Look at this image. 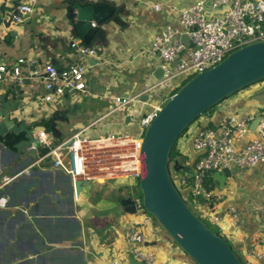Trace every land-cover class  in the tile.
Here are the masks:
<instances>
[{
  "label": "crops",
  "instance_id": "1",
  "mask_svg": "<svg viewBox=\"0 0 264 264\" xmlns=\"http://www.w3.org/2000/svg\"><path fill=\"white\" fill-rule=\"evenodd\" d=\"M75 1L84 4L106 2L118 9L116 18L103 25L90 45L98 49L97 58L80 57L71 49L74 42H78V45L84 43L62 5ZM20 2L22 5L29 3L33 13L24 16L18 23L17 34L12 36L9 43H0V62L12 64L18 58L38 55L43 62H51L60 68L71 63H83L91 68L85 94L65 97L51 105L33 101L39 92L37 86L23 91H5L7 99L22 101L23 107L11 113V118L16 123L24 121L31 128H46L45 134L53 136V145L62 144L77 133L97 141L111 134L129 135L137 125L141 129L140 117L132 114V111L140 109V102L135 100L121 110L115 99L135 97L143 88L156 83L153 73L158 67L156 58L150 53L152 38L174 22L167 7H186L188 0ZM157 5L161 7L160 11L154 10ZM148 106L141 109L143 115H146ZM249 110L258 116L264 112V84H254L231 96L202 117L195 127L192 125L177 144L181 157L175 167L182 162L185 151L190 157L189 164H181L180 170H193L197 155L192 148L191 135L196 128L216 127L222 119L243 115ZM128 116L131 117L130 123H126ZM254 130L249 132L247 139L257 137ZM244 141L240 144H244ZM109 162V159L107 162L102 160L99 169H92L87 179L92 181H83L85 186H82L79 194L70 187L71 178L55 168L52 161L39 162L38 167L43 172H52L54 192L64 201L69 214H62L49 191L42 192L35 198L31 209L26 211V220L16 226L15 231L20 239L17 241L9 234L8 221L17 210L15 207L20 196H27L32 189L39 188L42 179L32 174L29 156L16 154L4 146L0 150V243H5L6 247L2 252L1 264H110L114 258H120L122 264H131L125 227L128 222L142 223L147 214L141 210L137 177L125 172L124 166L128 163L123 160L116 165ZM229 171V177H224L222 173L220 177L213 175L209 180L214 191V212L220 217L219 224H214L215 231L228 241L241 262L264 264V260L252 254L253 246H258V250L264 253V164L249 170ZM123 180L127 182L125 187L128 189L123 200L139 203L135 212H124L118 208L120 203L115 205L108 202L106 204L112 210V216H107L100 215V212L90 213L87 207L78 205L77 200L91 197L89 191L93 183L108 182L113 185ZM118 186L116 191L119 196L123 192L122 185ZM231 209L237 213L236 222L231 218ZM108 219L111 222L109 227L101 225ZM97 220L100 222L93 227L91 222ZM141 227L146 245L156 253L158 264H196L153 219ZM107 235L113 238L109 245L104 242Z\"/></svg>",
  "mask_w": 264,
  "mask_h": 264
},
{
  "label": "built area",
  "instance_id": "2",
  "mask_svg": "<svg viewBox=\"0 0 264 264\" xmlns=\"http://www.w3.org/2000/svg\"><path fill=\"white\" fill-rule=\"evenodd\" d=\"M207 1H211L210 9L206 7ZM188 2L189 5L183 8L167 7L174 22L166 25L151 41L150 53L156 58L157 67L163 70L162 81L143 88L135 97L115 99L118 109L130 106L135 100L140 102V109L132 111V114L140 117L141 138L163 106L155 98L157 89L165 91L167 96L173 95L188 80L215 68L231 53L247 45L264 42V0ZM20 10L24 16L33 13L29 3L23 4ZM154 10L160 11L161 7L157 5ZM215 14L219 16L214 17ZM22 19L15 20L19 23ZM184 37L188 43L183 42ZM71 49L80 57H98V49L93 46L74 42ZM90 68L83 63H71L60 68L51 62H43L38 55L18 58L12 64L0 62V95L7 90L23 91L37 86L39 92L33 101L51 105L65 97L85 94ZM189 76L192 77L188 79ZM144 94L148 95L146 102L140 101ZM145 105L151 106L152 110L143 115L141 109ZM257 118L260 122L254 131L258 135L247 139L250 126ZM141 138L130 139L112 134L91 141L77 133L62 144L53 145L49 135L38 131L39 162L52 161L55 168L71 178L74 190L77 182L89 179L92 169H99L102 160L107 162L111 157L126 158L123 159L124 163H128L124 166L128 170L125 169V172L138 177L141 171ZM242 141L244 144H240ZM191 143L197 155L193 170L172 180L184 200L189 199L191 210L214 226L219 224L220 217L214 212V191L209 180L215 173L222 174L225 170H249L264 164V112L258 116L249 110L243 115L222 119L216 127L196 128L191 135ZM262 210L264 212V197ZM237 217L236 211L231 209L233 222L237 221ZM151 220L152 217L147 214L142 223L128 222L125 227L128 254L142 264H158L156 253L146 245L141 227ZM252 254L264 260V253L258 250V246H253ZM110 264L122 262L120 258H114Z\"/></svg>",
  "mask_w": 264,
  "mask_h": 264
},
{
  "label": "water",
  "instance_id": "3",
  "mask_svg": "<svg viewBox=\"0 0 264 264\" xmlns=\"http://www.w3.org/2000/svg\"><path fill=\"white\" fill-rule=\"evenodd\" d=\"M21 6L20 0H0V43H9L12 36L17 34L18 23L15 19L24 17L20 10ZM210 6L211 1H207L206 7L210 9ZM62 8L68 11V20L72 21L77 35L87 46L94 42L103 25L116 18L118 10L106 2L84 4L80 1L65 3ZM183 42L188 43L186 37L183 38ZM163 74L162 68L158 67L153 76L159 82L162 81ZM262 80L264 42H257L231 53L215 68L199 73L187 81L175 94L174 99L159 110L145 130L141 148V171L137 177L142 206L196 264H242V262L231 246L208 228L188 206L172 180L169 169L170 154L181 134L203 114ZM140 101H148V95L141 96ZM21 103L19 100L7 99L5 94L0 95V137H7L9 134L23 136L14 146L15 153L29 156L32 174L39 176L42 181L39 188L32 189L29 195L20 196L15 207L17 210L8 221L9 234L17 241L20 239L15 231L16 226L26 220V211L31 209L35 198L42 192L49 191L59 204L62 214L64 216L69 214L64 201L54 192L52 172H43L38 167L41 158L37 148L39 144L37 132L45 131L46 128H31L26 122L16 123L11 118V113L23 107ZM130 121L131 117L128 116L126 123ZM259 122L260 119L257 118L250 129H256ZM1 149H4L2 143ZM229 173V170H225L224 177H229ZM220 175L215 173L214 177L218 178ZM5 247L6 244L1 242L0 264ZM130 262L142 264L132 257Z\"/></svg>",
  "mask_w": 264,
  "mask_h": 264
},
{
  "label": "rangeland",
  "instance_id": "4",
  "mask_svg": "<svg viewBox=\"0 0 264 264\" xmlns=\"http://www.w3.org/2000/svg\"><path fill=\"white\" fill-rule=\"evenodd\" d=\"M177 8H179V7H177ZM219 16V14H215V16L214 17H218ZM192 76H189L188 77V79L189 78H191ZM194 78V77H193ZM192 79V78H191ZM190 79V80H191ZM189 81V80H188ZM156 82H158V81H156ZM154 84V83H153ZM255 84H264V80H262V81H259V82H257V83H255ZM254 85V84H253ZM250 87V86H249ZM249 87H247V88H249ZM246 88V89H247ZM180 90V89H179ZM243 90H245V89H243ZM242 90V91H243ZM242 91H240V92H242ZM156 92H157V95L155 96V98L159 101V102H161V103H163V106L168 102V101H170V100H173L174 99V97H175V94L177 93V91L176 92H174V94L172 95H169V96H167V93H165V91H161V90H159V89H157L156 90ZM161 92V93H160ZM114 102V101H113ZM113 105H115V102L114 103H112ZM162 106V107H163ZM161 107V108H162ZM121 110H123V109H121ZM151 110H152V107L151 106H148V109H147V112H146V114L147 113H150L151 112ZM201 120V119H200ZM200 120H198L197 122H195L196 124H194L192 127H195L197 124H198V122H200ZM191 129V128H190ZM142 133V131H141V129H139V126L137 125V126H134V128L133 129H131V131L129 132V135H127V134H123L122 136L123 137H126V138H130V139H139V138H141L140 137V134ZM112 135V134H111ZM185 136V135H184ZM143 139V137L141 138V140ZM105 147V146H104ZM104 147H100V148H104ZM122 156V155H121ZM182 156H183V160H182V162H181V164H183V165H185V166H187L188 164H189V159H190V157H189V155L187 154V152H185L184 151V153H182ZM123 159H126V158H123ZM123 159H120V158H109V164L110 163H112V164H114V165H116V163H118V162H121ZM124 161V160H123ZM126 161V160H125ZM175 163L176 162H172V163H170V165H169V168H170V171H171V176H172V178L173 177H175V178H180L183 174H185V172H187V171H184L183 169H182V172H181V174H178V173H176L175 171H174V167H175ZM120 170V169H119ZM122 173V172H121ZM104 180H106V179H104ZM112 182V181H111ZM118 185H122V189H121V191L123 192L122 193V197L124 198V195L127 193V188L125 187L126 185H127V182L125 181V180H123V181H121V183L120 184H113V185H111V183H108V182H105V184L103 183V184H95V183H93L92 185H91V187H90V198H88V197H83L81 200H77V203H78V205L79 206H82V207H87L89 210H90V213H94V214H97L98 212H100V215L102 214V215H104V214H106L107 216H112V210L109 208L108 209V205L106 204V203H108V202H112L113 204H115V205H117V204H119L118 202H117V199L119 198V197H121L120 195L118 196V194H117V191H116V189H117V187H119ZM186 201H187V203H188V205L189 206H191V204H190V202H189V199H185ZM134 204H135V206H138L139 207V203H136V202H134ZM88 205H89V207H88ZM118 208H120V209H122L124 212H127V210H126V208L124 207V206H122L121 205V203L119 204V206H118ZM76 212H78V211H76ZM84 212V211H83ZM195 213H196V215H198V217H201L196 211H195ZM202 218V217H201ZM201 220H203L204 222H205V224L206 225H208V226H210L213 230H215V228H214V226L213 225H211L209 222H207L206 220H204L203 218L201 219ZM98 222H91V224L93 225V227H95L96 225H98V223L100 222V220H97ZM103 224H105L104 226H106V225H108V227H109V225L111 224V222L109 221V219H108V221H105V222H103L101 225H103ZM160 226V225H159ZM93 236V235H92ZM113 240V238H112V236H110V235H107V239H105L104 240V242L106 243V244H110L111 243V241ZM180 248V247H179ZM181 249V248H180ZM182 250V249H181ZM240 259V258H239ZM242 264H245V263H243L242 262Z\"/></svg>",
  "mask_w": 264,
  "mask_h": 264
},
{
  "label": "trees",
  "instance_id": "5",
  "mask_svg": "<svg viewBox=\"0 0 264 264\" xmlns=\"http://www.w3.org/2000/svg\"><path fill=\"white\" fill-rule=\"evenodd\" d=\"M179 91V89L177 90V92ZM221 104V103H220ZM215 108V107H214ZM213 108V109H214ZM213 109H211V110H209V111H207L205 114H203L202 115V117H204L205 115H207L208 113H210ZM202 117H200L198 120H200ZM198 120H196L195 122H197ZM195 122H194V124H195ZM45 124V123H44ZM41 125V124H40ZM193 125V124H192ZM191 125V126H192ZM43 126V125H42ZM46 126H48V125H46ZM191 126H189L186 130H185V132L183 133V134H181V136L179 137V140L190 130V128H191ZM145 133V132H144ZM143 136H144V134H143ZM22 138H23V136H20V137H16L14 134H9L7 137H0V142L2 143V144H4V146L8 149V150H10V151H13V152H16V149L14 148V146L16 145V144H18L21 140H22ZM179 140H178V142H179ZM178 142L174 145V147H173V150H172V152H171V154H170V163H172V162H177V161H179V158L181 157V155H180V153L177 151V144H178ZM170 165V164H169ZM170 169V168H169ZM181 163L177 166V167H174V171L176 172V173H178V174H181ZM171 172V171H170ZM121 196V195H120ZM141 198H142V196H141ZM118 203H121V201L123 200V197L121 196V197H119L118 199ZM186 203H187V201H186ZM188 204V203H187ZM143 212H145L146 214H148L147 213V211L143 208ZM151 216V215H150ZM152 217V216H151ZM198 218H200V219H202L201 217H198ZM152 219L157 223V221L152 217ZM203 221V220H202ZM204 222V221H203ZM205 223V222H204ZM158 224V223H157ZM159 225V224H158ZM208 228H210V229H212L210 226H208V225H206ZM213 230V229H212ZM216 234H218L219 235V233H217L215 230H213ZM220 236V235H219ZM223 238V237H222ZM224 239V238H223ZM225 240V239H224ZM226 241V240H225ZM227 243H228V241H226ZM229 244V243H228Z\"/></svg>",
  "mask_w": 264,
  "mask_h": 264
},
{
  "label": "bare ground",
  "instance_id": "6",
  "mask_svg": "<svg viewBox=\"0 0 264 264\" xmlns=\"http://www.w3.org/2000/svg\"><path fill=\"white\" fill-rule=\"evenodd\" d=\"M85 181H92V180H85ZM88 184H90V182ZM82 186H85L83 181H79L75 184V190L77 194L80 193ZM121 205L126 208L127 212H135L138 208V206H135L134 202L130 203V202H126L125 200L121 201Z\"/></svg>",
  "mask_w": 264,
  "mask_h": 264
},
{
  "label": "flooded vegetation",
  "instance_id": "7",
  "mask_svg": "<svg viewBox=\"0 0 264 264\" xmlns=\"http://www.w3.org/2000/svg\"><path fill=\"white\" fill-rule=\"evenodd\" d=\"M67 180V179H66ZM71 182H70V187H72V189H73V184H72V180H70ZM66 185H67V187H69V184H67L66 183Z\"/></svg>",
  "mask_w": 264,
  "mask_h": 264
}]
</instances>
